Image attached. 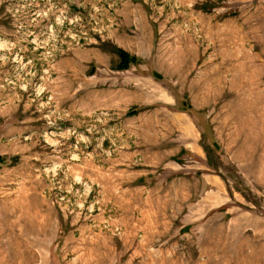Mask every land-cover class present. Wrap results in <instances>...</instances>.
<instances>
[{
    "label": "rangeland",
    "instance_id": "374dc122",
    "mask_svg": "<svg viewBox=\"0 0 264 264\" xmlns=\"http://www.w3.org/2000/svg\"><path fill=\"white\" fill-rule=\"evenodd\" d=\"M0 264H264V0H0Z\"/></svg>",
    "mask_w": 264,
    "mask_h": 264
},
{
    "label": "trees",
    "instance_id": "16d2710c",
    "mask_svg": "<svg viewBox=\"0 0 264 264\" xmlns=\"http://www.w3.org/2000/svg\"><path fill=\"white\" fill-rule=\"evenodd\" d=\"M117 52L121 59L120 67L122 68H128L130 63L135 62L137 60L135 56H132L131 54H129L126 50L122 48H119Z\"/></svg>",
    "mask_w": 264,
    "mask_h": 264
}]
</instances>
